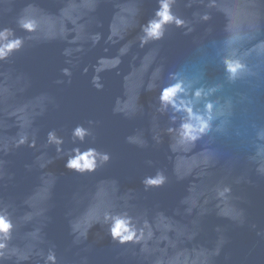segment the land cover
Returning a JSON list of instances; mask_svg holds the SVG:
<instances>
[{"label": "water", "instance_id": "1", "mask_svg": "<svg viewBox=\"0 0 264 264\" xmlns=\"http://www.w3.org/2000/svg\"><path fill=\"white\" fill-rule=\"evenodd\" d=\"M0 264H264V0H0Z\"/></svg>", "mask_w": 264, "mask_h": 264}]
</instances>
